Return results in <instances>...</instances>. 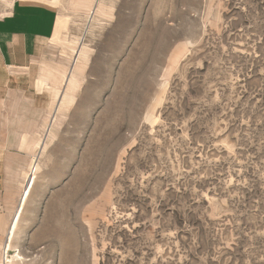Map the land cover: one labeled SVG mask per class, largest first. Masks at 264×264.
<instances>
[{"label":"rangeland","instance_id":"rangeland-1","mask_svg":"<svg viewBox=\"0 0 264 264\" xmlns=\"http://www.w3.org/2000/svg\"><path fill=\"white\" fill-rule=\"evenodd\" d=\"M93 1L53 7L65 82L88 53L7 264H264V0Z\"/></svg>","mask_w":264,"mask_h":264},{"label":"crops","instance_id":"crops-1","mask_svg":"<svg viewBox=\"0 0 264 264\" xmlns=\"http://www.w3.org/2000/svg\"><path fill=\"white\" fill-rule=\"evenodd\" d=\"M57 18L54 8L21 0L0 14V264H7L4 248L14 222L15 237L35 226L31 190L49 187L40 176L43 164L30 186L28 174L68 75L66 64L50 56ZM23 190L30 192L21 205Z\"/></svg>","mask_w":264,"mask_h":264},{"label":"bare ground","instance_id":"bare-ground-1","mask_svg":"<svg viewBox=\"0 0 264 264\" xmlns=\"http://www.w3.org/2000/svg\"><path fill=\"white\" fill-rule=\"evenodd\" d=\"M57 0H53L52 3H44L45 6L54 7V4L56 3ZM22 3L25 2H31V0H21ZM80 4V3H79ZM85 6V5H84ZM88 7V17L92 18V14H96V15H105L104 13V4L102 3V0H94L92 2L91 5L87 6ZM95 16V15H94ZM98 20V19H97ZM64 39V38H63ZM80 39V38H79ZM76 44V45H75ZM65 45V44H64ZM75 47L72 48V54L76 57L73 56L72 58V70H70V75L66 80V84H65V88L62 92L63 94V101H62V106H60V113L63 110V107L68 106V104H70L73 99H74V92L76 91V89L79 87L81 81H82V73H83V69L85 67V61H86V56L88 53V49L86 48H81L80 49V44L74 42ZM83 46V45H82ZM64 47V46H63ZM70 54V55H72ZM68 55V54H67ZM71 57V56H70ZM59 92V89L56 91V93ZM59 113V114H60ZM52 121L53 118L51 119L50 125L47 126L46 129V134H45V138L46 139H51L54 136V132L51 129V125H52ZM44 142H42L43 144ZM41 144V143H40ZM43 146V145H42ZM41 146V150L39 153H41V151L43 150ZM40 170V163L38 162V160L34 161L33 164H31L30 167V173L32 174L31 176H29V179H31L30 185L34 182L37 173ZM27 181V179H26ZM29 184V183H28ZM29 185V186H30ZM25 186V185H24ZM27 188V187H26ZM25 188V189H26ZM30 188V187H29ZM30 190H23L22 194H21V205L25 202L28 194H29ZM22 209V208H21ZM18 224V223H17ZM16 228V221L14 222V224L11 226L10 228V232H9V243L12 241L11 238L13 237L14 231ZM12 245V244H11ZM10 245V246H11ZM9 246V245H8ZM5 249V248H4ZM7 249V248H6ZM6 251V250H5ZM4 252V251H3ZM5 253V252H4ZM17 254V253H16ZM21 254V253H20ZM7 256V255H6ZM16 256V255H15ZM19 256V255H18ZM17 256V257H18ZM14 257V256H13ZM20 257V256H19ZM24 257V256H23ZM22 259V258H21ZM10 262V260H8ZM14 262V260H12ZM18 261V259H17ZM12 263V262H11Z\"/></svg>","mask_w":264,"mask_h":264},{"label":"built area","instance_id":"built-area-1","mask_svg":"<svg viewBox=\"0 0 264 264\" xmlns=\"http://www.w3.org/2000/svg\"><path fill=\"white\" fill-rule=\"evenodd\" d=\"M31 175H32V174L29 172L28 177L31 176ZM30 182H31V179H30V181H29V185H30Z\"/></svg>","mask_w":264,"mask_h":264}]
</instances>
